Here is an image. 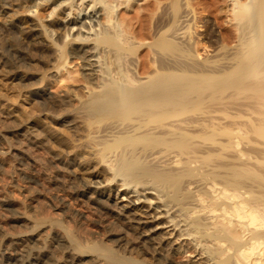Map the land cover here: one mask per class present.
Returning a JSON list of instances; mask_svg holds the SVG:
<instances>
[{
	"label": "bare ground",
	"instance_id": "bare-ground-1",
	"mask_svg": "<svg viewBox=\"0 0 264 264\" xmlns=\"http://www.w3.org/2000/svg\"><path fill=\"white\" fill-rule=\"evenodd\" d=\"M89 1L92 3L88 7L74 12L79 14L87 8L85 17L93 19L92 12L99 1L82 0V5ZM208 4V45L212 49L204 67H196L195 61H189L188 66L189 63H184V67L175 65L182 55L178 45L181 42L177 40L184 39L185 31L180 32L183 27L172 28L173 19L161 28L156 24L159 30L153 40L140 41L138 45L131 39H127V44L123 41L120 37L123 30L115 21L110 32L94 37L83 36L92 32V20L68 26L73 33L72 41L108 48L115 66L105 68L107 75L97 86L94 84L98 88H92L88 94L84 92L87 95L83 94L85 98L77 106L86 115L95 138L89 146L91 159L68 167L72 177L82 174L80 184L70 185L58 177L56 182L74 188L79 196L107 216V224L114 226L108 236L115 244L82 241L59 216L16 213V220L30 225L32 230L48 223L58 228L60 243L71 245L75 251L68 264H86L88 260L92 264H173L178 256L182 257L177 261L179 264H264V192L258 190L259 181L253 176L246 177L242 169L243 150L239 147L242 134L234 130L239 127L236 124L229 128L223 117L219 119L223 112L220 110H206L196 117L191 114V106L207 99L233 98L243 92L251 93L260 100L258 106L264 107V0H209ZM105 8L110 22L115 5L105 4ZM187 16L184 14L186 19ZM74 19L76 23L79 21L78 17ZM141 24L144 27V20ZM145 46L153 56L149 60L151 67L155 66L152 70L140 53ZM163 52H167V59L161 58ZM68 56L67 51L60 56L63 67L68 65ZM128 56L132 59L124 69L120 61ZM83 60L84 69H93L101 61L95 57ZM84 75L92 81L89 74ZM46 89L38 86L33 93L41 98L50 96ZM68 109L53 111L42 107V112L53 123L73 130L75 125ZM257 121L251 126L264 136V121ZM1 123L26 142L23 147L15 144L19 159L23 163L27 160L35 163L28 145L42 144L44 134L28 131L25 121L14 122L10 116L0 113ZM48 136L55 139L59 133ZM231 146L233 155L227 153ZM259 176L263 177L260 173ZM243 178L252 180L246 185ZM0 202L15 210L14 198L1 197ZM30 207L36 208L35 204ZM32 236L20 233L16 241L27 246L34 240ZM119 247L125 252H120ZM53 253L41 250L34 261L38 258L48 261ZM18 258L9 254L3 264H19ZM56 264L63 263L57 260Z\"/></svg>",
	"mask_w": 264,
	"mask_h": 264
},
{
	"label": "rangeland",
	"instance_id": "rangeland-1",
	"mask_svg": "<svg viewBox=\"0 0 264 264\" xmlns=\"http://www.w3.org/2000/svg\"><path fill=\"white\" fill-rule=\"evenodd\" d=\"M98 1L92 12L93 15L95 13V18L91 19L85 17L89 12L87 8L79 14L74 12L80 7H88L92 3L91 1L82 5V0H0V113L1 115L10 116L14 122L25 121V128L28 131L40 132L42 136L44 134L42 144L40 143L39 146L28 145L35 163L30 160L23 163L19 159L16 148L17 145L19 147L25 146L26 142L19 137V134H11L4 123L0 124V198L12 197L16 202H14L15 210H13V206L4 205L0 202V229H2L0 230V264H3L9 254L18 255L20 257L18 258L19 264H56L57 260L59 263L68 264L70 261L68 259L75 253L71 245L60 243L58 240L60 230L50 223L32 230L33 228L30 225L27 226L26 223L16 220L17 214L22 212L30 215L39 213L38 215L49 218L59 216L80 240L107 241L108 244H115L108 236L114 226L107 224V216L93 207L84 197L79 196L74 188L61 186L56 182V177H58L64 181L66 180V183L68 182L70 185L80 184L82 174L76 173L74 178L68 167L77 166L78 163L91 159L89 146L93 145L95 138L91 133L93 129L88 127L86 115L78 110L77 106L89 91L103 80V76L107 75L104 72L105 68L108 69V65L115 66L114 58L107 51L108 48L104 46L95 48L94 43L72 41L70 37L73 36V33L72 31L69 32L68 26L81 25L86 20H92V25H94L91 27L92 32L84 33L83 36L87 34L94 37L104 32H110L112 23L115 21L119 28L123 30L120 36L123 41L127 44L129 41L127 39H131L134 41L133 44L137 43L138 45L140 41L153 40L159 28L166 25L169 19H173L172 28L176 30L183 27L180 32L185 31L183 34L185 35L183 36L184 39L177 40L181 42L178 45L181 48L180 54L182 55L177 60L175 59L177 61L175 65L178 64L177 66L184 67L186 62L191 61L190 63H193L195 61L193 64L196 67H204L208 57H210L212 48L208 45L210 43L209 0ZM109 3L115 5V10L113 9L114 18L110 22L107 18V10L104 9V5ZM60 4L64 5L61 6ZM145 5H147V8ZM184 14L188 15L187 19L189 20L184 17ZM76 17L79 20L77 23L74 21ZM184 18L187 21L183 20ZM143 20L144 27L141 24ZM157 20L160 21L156 23ZM156 24L157 26L159 24V28L155 26ZM140 25L142 26L140 27ZM185 25L186 28H184ZM183 48L185 49L184 52H182ZM66 51L69 52L66 60L68 65L63 67L64 61L60 56ZM149 51L148 46L140 49L141 55L144 54L142 56L148 60L150 65L152 62L149 60L153 56ZM92 53L95 55L90 56ZM165 53L167 54V52ZM165 53H162L164 55L161 54V58L162 56L164 59L168 58ZM79 56L81 57L79 58ZM84 57H95L101 61L96 63L93 69H84ZM131 59L132 56L121 59L120 62L124 69L128 68ZM137 59L136 63L139 64L140 58L137 57ZM59 66L63 69H60ZM152 67L150 70L154 69ZM84 74H89L88 77L92 81ZM131 74L130 76H132ZM38 86L44 89L47 88L46 90L50 96L44 98L35 96L33 89ZM213 99H207L197 106H191L192 116L196 117L199 114L201 115L203 111L216 109L220 112L223 111L222 114H219V119L223 117L222 120L227 125L229 124V128L232 129L237 124L236 126L239 128L234 127L236 128L234 130L242 134L239 146L243 150L242 169L246 177L253 176L256 182L259 181L261 187H258V190L264 192V189H262L264 188V138H262L264 136H260L251 126L257 120L259 122L264 121V107L258 106L260 100L252 97L249 92H243V94L233 98L226 96ZM42 107L53 111L69 108L70 117L75 125L73 130L69 129L68 126L53 123L42 112ZM102 125H105V122ZM240 127L242 130H239ZM249 129L251 131H248ZM56 131L59 133L57 138L53 139L54 137L48 136ZM241 131H246L248 134ZM225 139H228V137H225ZM16 143L17 145H15ZM4 148L5 150H3ZM227 153L229 155L234 154L232 146ZM60 168H64L63 171ZM259 173L261 177L263 176L262 178H260ZM255 174L258 176H255ZM249 180L252 179L245 178L244 183L247 185ZM30 203L35 204L36 208H31ZM45 228L46 231H44ZM20 233L33 235L34 240H31L33 243H29L32 245L23 246L19 241H16ZM46 249L52 251V253L54 252L52 258H49L48 261L44 258H38L34 261L36 253ZM118 250L125 252L122 247H119ZM146 257L144 256L145 259ZM176 258L178 260L182 259L181 256ZM146 260L154 263L149 257ZM177 261L173 264H179ZM87 263L92 264L93 261L88 260Z\"/></svg>",
	"mask_w": 264,
	"mask_h": 264
}]
</instances>
